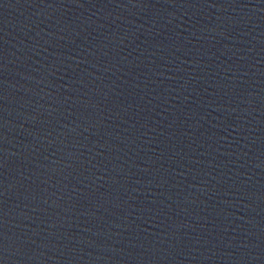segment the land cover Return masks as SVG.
Segmentation results:
<instances>
[{
	"label": "water",
	"instance_id": "95a60500",
	"mask_svg": "<svg viewBox=\"0 0 264 264\" xmlns=\"http://www.w3.org/2000/svg\"><path fill=\"white\" fill-rule=\"evenodd\" d=\"M2 264H264V0H0Z\"/></svg>",
	"mask_w": 264,
	"mask_h": 264
},
{
	"label": "snow or ice",
	"instance_id": "6c2138e0",
	"mask_svg": "<svg viewBox=\"0 0 264 264\" xmlns=\"http://www.w3.org/2000/svg\"><path fill=\"white\" fill-rule=\"evenodd\" d=\"M0 264H2V261H0Z\"/></svg>",
	"mask_w": 264,
	"mask_h": 264
}]
</instances>
